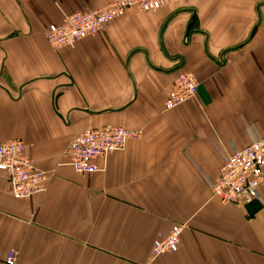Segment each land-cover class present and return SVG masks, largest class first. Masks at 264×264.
I'll return each mask as SVG.
<instances>
[{
	"label": "crops",
	"instance_id": "0c3cea01",
	"mask_svg": "<svg viewBox=\"0 0 264 264\" xmlns=\"http://www.w3.org/2000/svg\"><path fill=\"white\" fill-rule=\"evenodd\" d=\"M107 0H0V144L22 139L51 171L15 198L0 171V264H264L260 196L223 203L212 185L235 148L264 137V0H171L73 46L46 31ZM197 95L171 109L182 72ZM141 131L81 174L66 150L82 130ZM183 226L177 251L153 244Z\"/></svg>",
	"mask_w": 264,
	"mask_h": 264
},
{
	"label": "built area",
	"instance_id": "2783aa9c",
	"mask_svg": "<svg viewBox=\"0 0 264 264\" xmlns=\"http://www.w3.org/2000/svg\"><path fill=\"white\" fill-rule=\"evenodd\" d=\"M170 0H107V3L66 16L62 22L51 24L48 41L57 48L73 46L74 41L96 34L120 18L130 9L154 11ZM78 41V40H77ZM197 79L189 71L179 74L165 98L166 109L174 108L197 95ZM141 134L118 124L87 128L79 132L66 150L67 162L81 174L99 170L98 160L109 153L122 150L132 138ZM22 139H12L0 144V171H3L15 198H28L46 191L51 171L39 168L26 152ZM264 183V137L234 152L223 164L218 179L212 185V194L223 203H235L242 199L250 202L259 198ZM183 226L175 224L170 232L153 244L155 256L177 251L181 245ZM16 252L10 251L1 264H15Z\"/></svg>",
	"mask_w": 264,
	"mask_h": 264
},
{
	"label": "rangeland",
	"instance_id": "374dc122",
	"mask_svg": "<svg viewBox=\"0 0 264 264\" xmlns=\"http://www.w3.org/2000/svg\"><path fill=\"white\" fill-rule=\"evenodd\" d=\"M170 1H171V0H170ZM168 2H169V1H168ZM168 2H167V3H168ZM167 3H166V4H167ZM97 33H98V32H97ZM92 35H94V34H92ZM89 36H91V35H89ZM89 36H85V37L82 38V39H85V38H87V37H89ZM82 39H80V40H82ZM77 40L80 41L79 39H77ZM77 40L74 41V44L78 42ZM197 85H198V84H197ZM123 126H124V125H123ZM124 127H126V126H124ZM126 128H128V127H126ZM129 129H130V128H129ZM132 130H134V129H132ZM138 131H139V130H138ZM139 132H140V134H141V131H139ZM138 138H140V137H138ZM153 254H154V253H153Z\"/></svg>",
	"mask_w": 264,
	"mask_h": 264
}]
</instances>
